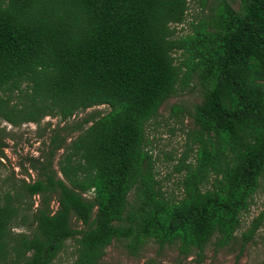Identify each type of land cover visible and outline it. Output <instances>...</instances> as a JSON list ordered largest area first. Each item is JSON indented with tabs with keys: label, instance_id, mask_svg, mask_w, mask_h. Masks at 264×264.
<instances>
[{
	"label": "trees",
	"instance_id": "16d2710c",
	"mask_svg": "<svg viewBox=\"0 0 264 264\" xmlns=\"http://www.w3.org/2000/svg\"><path fill=\"white\" fill-rule=\"evenodd\" d=\"M237 1L214 0L175 35L186 0H0V120L108 108L52 128L47 152L29 158L35 180L0 176V264H52L67 240L63 264H97L118 240L131 254L148 240L175 244L198 263L207 244L235 238L264 176V0ZM192 77L202 91L172 167L176 198L156 177L146 129ZM263 218L264 208L240 249Z\"/></svg>",
	"mask_w": 264,
	"mask_h": 264
},
{
	"label": "rangeland",
	"instance_id": "374dc122",
	"mask_svg": "<svg viewBox=\"0 0 264 264\" xmlns=\"http://www.w3.org/2000/svg\"><path fill=\"white\" fill-rule=\"evenodd\" d=\"M187 11L184 21L174 25L175 35L183 34L188 29V23L195 21L198 17L208 12V4L214 0H206V7L200 9L201 0H186ZM233 9L238 8L237 0H226ZM174 56L180 58L178 52ZM202 87L195 77H192L187 88L180 90L165 99L158 109V115L149 122L146 129L147 137L151 141L152 155L155 156L156 177L160 179L162 190L169 196L178 197L179 188L177 181L181 173H175L172 169L177 158L185 149V137L187 131L192 128L190 113L193 105L201 98ZM176 105L181 112L174 115L171 106ZM108 108L105 105L93 106L85 110L78 111L64 121H59L56 117H44L39 124L23 123L19 126H11L0 120V149L3 155L0 158V176H7L8 180L23 178L31 182L37 178V171L30 168L29 158L44 155L47 152L48 136L51 129L56 125L68 124L79 120L90 114H104ZM49 124L46 127V124ZM62 134L64 133L61 132ZM73 132L70 136H74ZM56 155L52 161V167L56 168ZM189 160V158L187 159ZM39 203V197H33L32 209ZM50 206L55 208V202L50 201ZM264 208V176L259 178L258 188L253 194L251 203L246 212L240 216V224L235 231V238L226 246L213 250L212 245H206L203 251V259L196 262V255L190 252L181 255L177 252L175 244L158 245L148 240L136 252L131 254L126 248L125 240L112 241L104 250V253L97 264H264V218L261 225L256 229L253 237L243 248L240 249V234L243 232L250 220ZM72 225L79 226L73 219ZM13 231L26 230L25 225L12 228ZM74 242L65 241V247L52 264H63L72 259Z\"/></svg>",
	"mask_w": 264,
	"mask_h": 264
}]
</instances>
